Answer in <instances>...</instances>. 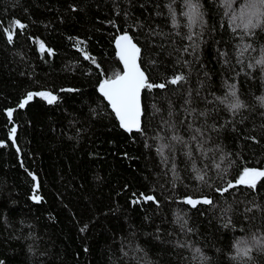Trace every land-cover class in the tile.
Here are the masks:
<instances>
[{"label":"trees","instance_id":"trees-1","mask_svg":"<svg viewBox=\"0 0 264 264\" xmlns=\"http://www.w3.org/2000/svg\"><path fill=\"white\" fill-rule=\"evenodd\" d=\"M194 2L201 5L203 24L190 28L185 0H0V260L5 264H202L201 254L209 258L205 264H264V252L258 251L250 260L232 259L237 240L264 235V180L256 192L243 186L224 196L215 191L244 167L264 168V107L257 99L264 96V72L246 67L260 57L264 31L256 29L243 41L241 29L233 32L239 23L233 17L247 0ZM14 20L26 27L17 28L9 43L4 29ZM152 29L161 35H151ZM125 30L138 38L142 67L155 83L181 72L188 77L142 92L143 132L121 129L96 90L122 71L114 39ZM190 34L193 40L187 39ZM246 43L256 51L246 52L241 65L237 46ZM230 84L248 106L235 116L221 103ZM41 91L57 101L34 96L19 107L28 92ZM198 127L204 135L192 141ZM173 134L187 146L173 141ZM252 136L259 143L245 139ZM162 145L172 147L161 154ZM193 165L207 173L204 181L196 179ZM141 193L159 204L132 203ZM34 194L40 202L31 199ZM204 196L216 207L183 202ZM226 200L233 208L228 227L221 215ZM252 204L260 208L245 212ZM177 215L192 232L181 230Z\"/></svg>","mask_w":264,"mask_h":264},{"label":"snow or ice","instance_id":"snow-or-ice-1","mask_svg":"<svg viewBox=\"0 0 264 264\" xmlns=\"http://www.w3.org/2000/svg\"><path fill=\"white\" fill-rule=\"evenodd\" d=\"M129 4H131V0H128ZM185 4L188 8V12L185 13V15L189 19V27L191 28L194 24H203V13L200 11L201 5L198 2H194V0H185ZM142 6V5H141ZM170 11L171 6L169 5ZM72 10L76 11V8L72 6ZM120 13L117 12V15ZM125 16H128V13H124ZM233 19H238L239 23L233 27V32H236L237 29H241L243 31V36H241V40L243 41L244 36H255L256 29H260L264 31V0H247V3L244 4V7L241 9V13L239 17H233ZM114 23V22H113ZM173 23L175 24V19L173 16ZM26 26L22 24L19 20H14L12 22V26L5 28L4 31L7 34V40L9 43L13 42V38L15 35V31L17 28L24 29ZM132 27H136L133 25ZM139 27H143L142 24L139 25ZM151 35H161V33L156 32L154 29L150 30ZM187 39L193 40V36L190 34L187 36ZM135 40H138V38H135L133 35H130L128 31H124L121 35L116 37L115 44L117 48V55L119 57V60L123 64V69L114 71L113 74L102 80L99 85V91L102 94V96L107 100L109 106L111 107L112 111L114 112L115 116L119 120L120 127L126 130L127 132L131 133L133 130L143 132L144 129L141 127L142 124V116L145 115V108L142 106L141 102V96L142 92L144 90H152V89H165L168 84L176 85L180 84L182 82H187L188 77L184 73H179L171 78H167L161 83H155L154 80L150 79V73L146 70V68L142 67L144 64V58L141 55V47L138 46L137 42H134ZM193 52L196 51L198 48V44H196L195 41H193V44L191 45ZM40 48L43 51L45 49V45L43 42L40 43ZM185 52L188 51V47H185ZM249 51H256L255 48H253L252 44L246 43L242 45L237 46V63L244 65V54ZM49 54H51V50H48ZM221 56L226 57L227 53L220 52ZM85 59H91L93 64H96V60L94 57H89L87 53H85ZM225 64L228 63V60L225 59ZM151 63L155 64L156 61H151ZM185 65H187L189 62L184 61ZM97 68H100L99 64H96ZM248 69L255 70L256 67H259L261 72H264V48H261L260 50V57L258 59L254 60V63L250 62L246 65ZM103 71V70H102ZM243 71V68H242ZM248 74V73H246ZM208 74L205 73V76ZM239 75V73H237ZM229 92L228 94L221 100V103H227L228 110L235 116L240 113L242 109H246L248 106L240 99L237 90L236 84H230L228 85ZM62 91H72V89H67ZM199 94V93H197ZM191 90L189 91V99L185 101L186 104L191 103ZM34 96L42 97L47 101L49 104H53L57 101L58 97L56 95H53L51 92L48 91H41V92H28L24 100L19 104L20 108H24L25 105H27ZM257 99L260 101L261 107H264V96L257 97ZM153 108L158 112L159 109L156 107V105H153ZM13 109H9L7 111V116L9 119L13 116ZM190 114L191 112H195V109L188 110ZM172 113L169 112V116H171ZM199 115L206 116L207 113L201 112ZM164 124L168 125L170 128H174L175 126L173 124H169L168 121H164ZM191 127V124L189 125ZM213 130H217L216 125L211 126ZM235 130V129H233ZM15 127L11 129L10 135L14 136L15 134ZM194 132L196 134L191 136L192 141H197L198 136H203L204 131L201 128H195ZM173 141H176L178 143L184 144L187 146V142L184 141L183 137L173 134L171 137ZM245 139H251L253 142L259 143V141L256 139L255 136L252 137H245ZM4 146L2 143H0V147ZM198 147L202 148V142L198 141L197 144ZM165 147H169L171 149V145H162L160 148L157 149L159 153H163V149ZM187 155L191 158L192 152L191 149H189V152ZM167 158L165 157V160ZM217 169L220 168V165H215ZM193 169H195V165H193ZM172 171L175 172V163H173ZM197 171L196 179L200 181L205 180V175L200 174L199 170ZM31 175V173H29ZM36 177L33 176V180H35ZM220 179L223 180V176L220 177ZM264 180V168H255V167H244L242 170L238 173V177L233 180H226L223 182L222 186L216 187L215 191L219 193L221 196H224L225 193H229L233 189H237L240 186H243L245 188L251 189L253 192L257 191V185L260 181ZM264 186V185H262ZM36 187H39V184L36 185ZM36 202H40L41 197L38 195H33L31 197ZM143 200L145 202L147 201H153L157 205L159 204V201L156 200V197L153 195H145L143 193L140 194V197L136 200H133L132 203L136 204L139 203L140 200ZM184 203H187L191 205L192 207H196L197 205H211L213 208L216 207V204L214 201L209 198L208 196H204L201 199H192L191 197H187L183 201ZM237 203H241V201H236ZM249 203H252L249 201ZM259 209L260 205L258 204H252V207H245V212H251L253 209ZM233 211L232 204L227 203V200L225 201V206L221 209V215L222 217H225L227 222L225 223V227H228L232 224L230 213ZM177 224L180 225V228L182 231L192 232L193 229L187 227V220L184 219L183 216L177 215L176 221ZM87 228V225L84 226V228L81 229V231H84ZM179 246L183 247L184 245L180 244ZM236 254L232 257L233 260H241V259H251V253L253 251L258 252H264V235H256L253 234L251 239L245 237L237 240L234 244ZM136 251L143 252V249L137 248ZM197 253H200V249L195 250ZM127 255V253H125ZM146 256V253H144ZM202 264H205V262L209 259L207 256H203L201 254L200 257ZM0 264H5L3 260H0Z\"/></svg>","mask_w":264,"mask_h":264},{"label":"water","instance_id":"water-1","mask_svg":"<svg viewBox=\"0 0 264 264\" xmlns=\"http://www.w3.org/2000/svg\"><path fill=\"white\" fill-rule=\"evenodd\" d=\"M120 35H121V34H120ZM118 36H119V35H118ZM118 36H117V37H118ZM115 40H116V38L114 39V48H115L116 55H117V48H116ZM117 57H118V55H117ZM118 59H119V57H118ZM120 63H121V65H122V69H123V64H122L121 61H120ZM99 85H100V83L97 85L96 90H97L98 94H99V95L104 99V101L107 103L109 109L112 111V109H111V107L109 106L107 100H106V99L102 96V94L100 93V91H99ZM141 102H142V96H141ZM112 113L114 114L113 111H112ZM114 116H115V114H114ZM115 118H116V120H117V122H118V124H119V126H120L119 120L117 119L116 116H115ZM120 128H121V127H120ZM121 129H123V128H121ZM123 130H124V129H123ZM125 131H126V130H125ZM133 131H135V130H133Z\"/></svg>","mask_w":264,"mask_h":264}]
</instances>
